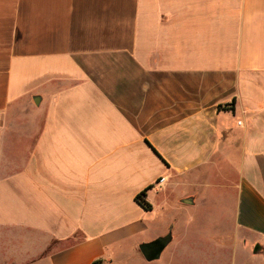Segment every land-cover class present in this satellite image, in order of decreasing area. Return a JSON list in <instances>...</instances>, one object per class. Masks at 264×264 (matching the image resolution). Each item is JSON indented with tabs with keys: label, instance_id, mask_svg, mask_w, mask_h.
I'll use <instances>...</instances> for the list:
<instances>
[{
	"label": "crops",
	"instance_id": "1",
	"mask_svg": "<svg viewBox=\"0 0 264 264\" xmlns=\"http://www.w3.org/2000/svg\"><path fill=\"white\" fill-rule=\"evenodd\" d=\"M263 252L264 0H0V264Z\"/></svg>",
	"mask_w": 264,
	"mask_h": 264
},
{
	"label": "water",
	"instance_id": "2",
	"mask_svg": "<svg viewBox=\"0 0 264 264\" xmlns=\"http://www.w3.org/2000/svg\"><path fill=\"white\" fill-rule=\"evenodd\" d=\"M172 236L169 234L166 237L157 239L154 242L143 244L140 246V252L147 261H153L160 258L162 252L171 242Z\"/></svg>",
	"mask_w": 264,
	"mask_h": 264
},
{
	"label": "trees",
	"instance_id": "3",
	"mask_svg": "<svg viewBox=\"0 0 264 264\" xmlns=\"http://www.w3.org/2000/svg\"><path fill=\"white\" fill-rule=\"evenodd\" d=\"M145 195H146V191H143L141 194H139L136 197V202L140 206H142L144 209L150 210L151 209V206L144 200ZM94 264H100V262H97V263H94Z\"/></svg>",
	"mask_w": 264,
	"mask_h": 264
},
{
	"label": "rangeland",
	"instance_id": "4",
	"mask_svg": "<svg viewBox=\"0 0 264 264\" xmlns=\"http://www.w3.org/2000/svg\"><path fill=\"white\" fill-rule=\"evenodd\" d=\"M261 255H262V258H264V252Z\"/></svg>",
	"mask_w": 264,
	"mask_h": 264
}]
</instances>
